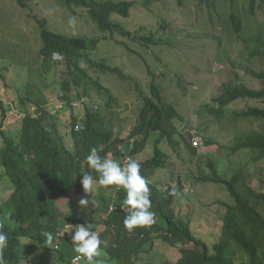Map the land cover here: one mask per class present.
Here are the masks:
<instances>
[{
    "label": "rangeland",
    "instance_id": "rangeland-1",
    "mask_svg": "<svg viewBox=\"0 0 264 264\" xmlns=\"http://www.w3.org/2000/svg\"><path fill=\"white\" fill-rule=\"evenodd\" d=\"M18 1L0 0V74L3 75L2 80L0 78V104L7 111L1 130L11 136L19 133L25 115L19 100L29 94L34 102L48 111L51 120L56 121L63 142L68 147L73 143L70 134L63 129L64 121L70 112L79 119L84 117V107L77 104L80 101H87L86 105H93L94 111L110 120L113 136L124 138L143 106L135 83L144 96L152 97L150 84L156 75L163 104H175L177 112L183 117L176 120L175 127L184 135L189 133L185 138L187 141H193L191 133L199 127V134L209 139L212 145L198 150L204 155L201 163L191 156L185 149L183 139L177 135L172 139L177 149L167 142H161L159 147L167 154L168 163L164 169L155 171L150 182L163 186L160 188L164 191L167 186L175 188L176 178L181 177L183 190L175 195L174 200L176 218L188 221L193 235L212 247L221 236L222 218L225 215L223 205L231 204L232 201L222 186L201 181L200 173L203 172L204 176L211 173L209 161L215 164L216 173L226 179H230L240 169L253 190L264 192V161H254V154L247 149L231 151L236 147L238 137L235 133L251 134L252 131L263 129L264 125L254 119L237 117L236 123L229 120L232 114L246 112L249 107L262 108L263 104L260 100L237 101L223 110L220 121L210 117L200 122L196 111L201 110L203 105H211L222 94L223 85L233 77L243 80L251 89L261 88L260 81L251 74L264 73V59L256 55L252 57L253 50L264 42L263 0L255 1L252 14L248 12L245 0H235L234 3L230 0H217L215 10L208 2L200 0H180L181 4L177 0H133L128 18L111 17L112 22L130 32V38L117 32H100L90 21L86 8L67 7L64 0H30L25 2V7L20 6ZM230 12H236L246 27L239 37L233 35L228 20ZM163 20L169 25L167 34L165 31L157 33ZM39 21H43L46 28L54 33L99 40L96 49L89 52L90 60L118 68L130 80L122 83L116 76L103 74L81 61L79 67L86 74L83 83L88 95H82V87L75 89L71 85L70 97L74 106L70 110L59 100L63 93L60 83L65 79L71 81L65 75L66 67L62 64L53 65L46 73L41 69V58L38 56L42 47ZM150 34L154 35L156 41L161 37L173 42L170 46L163 44L146 47L138 39ZM61 60L53 59V62L59 63ZM149 71H153L154 75H150ZM2 81L7 86L8 99L2 97ZM91 81L107 90L114 101L107 103V95L97 93ZM27 107H30L31 112L34 111L29 104ZM1 118L0 108V122ZM154 143L155 139L151 137L145 149L134 159L139 162L150 159ZM11 190L7 180L0 179V203ZM102 194L99 186H94L91 194L72 192L58 200L56 207L72 220L81 217L92 224L100 221L97 211ZM104 195L107 198L113 196L111 191ZM82 198L92 200L93 203L81 207L79 201ZM259 211L264 217V203ZM39 254L43 256L37 249H32L26 257L35 259L31 263L38 264L36 256ZM101 256L102 251L97 258ZM178 258L177 247L173 248L155 239L151 246L143 248L133 264L174 263ZM105 264L115 263L112 261Z\"/></svg>",
    "mask_w": 264,
    "mask_h": 264
},
{
    "label": "trees",
    "instance_id": "trees-1",
    "mask_svg": "<svg viewBox=\"0 0 264 264\" xmlns=\"http://www.w3.org/2000/svg\"><path fill=\"white\" fill-rule=\"evenodd\" d=\"M27 1L30 0H19L18 3L25 7ZM64 1L67 7L86 8L90 21L100 32L110 34L117 32L123 37L130 38V32L112 22L111 17L128 18L133 8V0ZM177 1L180 3V0ZM200 1L208 2L214 10L218 2L217 0ZM245 1L248 4V12L252 14L256 0ZM230 2L234 3L235 0H230ZM228 20L234 31L233 35L239 37V34L246 28L239 15L236 12H230ZM38 24L42 43L38 53L41 58V69L46 73L53 65L62 64L66 67L65 75L71 81L65 79L60 83L59 86L63 93L59 100H62L70 110L74 106L70 97L71 85L75 89L82 87V95L85 97L88 95L83 83L86 74L79 67L81 61H85L91 68L103 74L116 76L122 83L130 80L118 68L109 67L104 62L97 63L90 60L89 52L96 49L99 40L87 36L61 35L47 29L43 21H39ZM159 25L157 33L165 31L167 34L168 23L163 20ZM138 40L142 41L146 47L163 44L170 46L173 42L169 38L161 37L156 41L152 34ZM260 45L253 50L252 57L256 55L264 59V42ZM53 52L61 53L62 60L59 63L53 62ZM223 53L226 54L225 51ZM149 73L154 75L153 71ZM251 76L260 81L259 90L247 87L238 77L231 78L223 85L222 94L215 98L213 103H210L211 105H203L201 110L196 111L200 122L210 117L220 121L223 117V110L237 101L260 100L263 104L262 108L249 107L246 112L235 113L228 118L232 119L230 121L233 123L237 122V117L254 119L261 121V125H264V73L251 74ZM0 78L2 80L3 75L0 74ZM156 78L154 75L150 84L152 97L144 96L135 83L143 106L138 112L134 125L124 138L113 136L110 120L94 111L93 105H86L87 101L77 103L84 107V117L79 119L70 112L69 117L64 121L65 127L63 128L66 133L70 134L73 143L71 147L63 142V136L56 121H52V116L48 111L34 102L29 94L19 100L21 106L24 107L21 111L25 115L21 120V129L15 136L5 134L1 130V124L6 119L7 111L0 104L2 117L0 122V136L2 137L0 179L7 180L12 189L6 199L0 203V225H2L0 231L8 237V245L3 250L6 264H19L20 258L22 260L23 256L26 257L30 253L33 247H26L23 239L40 244L47 242L46 237L42 235L45 232L51 233L52 241L57 238L56 242L59 243L60 259L57 264H69L77 253L72 248L71 237L74 233L69 232L67 224L77 225L87 222L81 217L77 220L67 217L59 207H56V203L72 192L83 193L80 181L85 172H89L94 178L97 177L94 170L87 167L86 156L92 148H96L102 158H113L123 166L124 159L136 158L145 149L151 137L155 139L152 145L153 155L150 159L141 161L140 164L141 175L148 181L151 210L156 213L155 222L147 227H138L132 231L126 230L123 221L127 211L122 206L126 195L125 190L117 189V186H99L103 191L97 211L100 221L92 223V227L104 243L101 248L102 256L96 257L98 259L96 261H102V264L112 261L115 264H133L146 245L151 246L155 239H159L165 245L177 247L179 252L176 262L165 261L161 264H264V217L259 211L264 203V194L259 193L258 189L253 190L247 184L245 174L240 169L230 179H226L216 173L215 164L209 161L208 167L211 173L208 176H204L203 172L200 173L201 181L222 186L232 201L231 204L223 205L225 215L222 218L221 236L212 247L193 235L188 221L183 222L176 218L174 200L175 195H179L183 190L181 177L176 178L175 188L167 186L164 191L160 188L163 186L159 187L157 183L150 182L155 171L164 169L168 163L167 154L159 147L161 142H167L169 146L177 149L172 141L177 135L183 139L185 149L201 163L204 155H201L198 150L201 147L212 145L209 139L199 134V127L195 128L191 134L203 138L201 147L195 148L192 146V140L185 139L189 133L182 134L174 125L176 120L183 119V117L177 112L175 104H163L160 84L157 83ZM90 84L97 93L107 95V103L114 101L112 95L99 84L92 81ZM2 85V97L8 99L7 86L4 82ZM178 86L180 87L179 84ZM28 104L34 108V111H30ZM235 136L238 138L232 152L247 149L254 154L252 157L254 161H264V126L263 129L252 131L251 134L235 133ZM177 144L179 146V142ZM110 191L113 196L105 197L104 193ZM43 249L40 248V251ZM36 260H39V264H46L43 257L37 256Z\"/></svg>",
    "mask_w": 264,
    "mask_h": 264
},
{
    "label": "clouds",
    "instance_id": "clouds-1",
    "mask_svg": "<svg viewBox=\"0 0 264 264\" xmlns=\"http://www.w3.org/2000/svg\"><path fill=\"white\" fill-rule=\"evenodd\" d=\"M52 58L61 59V53L53 52ZM195 138L201 139L202 146L203 138L201 136H194ZM192 141V146H193ZM194 147V146H193ZM195 147V148H197ZM85 163L88 168L94 170L97 177L94 178L89 172H85L82 175L80 181L83 192L85 194H91L94 186H117V189L122 188L125 190L126 195L122 201V206L127 211V215L124 218L123 225L126 230L132 231L138 227H147L155 222L156 213L152 209L150 200V191L148 187V181L144 176L141 175V164L138 160L129 157L126 163L122 166L117 160L111 158H102L96 148H92L89 154L85 158ZM264 194V192L262 193ZM93 201L82 198L79 201L81 207H87L92 204ZM2 227V225H0ZM69 232L74 234L71 237L72 248L77 255H75L69 264H102V262L96 261V257L101 255L102 244L104 243L99 234L93 230L92 224H67ZM46 237L47 242L40 244L39 242H30L29 240L23 239L26 247H33L32 249L40 251V248H44L43 258L46 264H57L60 259L58 241L53 240L51 233H43ZM8 245V237L3 231H0V264H6L3 250ZM31 252V251H30ZM45 254V255H44ZM37 256H40L37 255ZM36 256V257H37ZM20 258L19 264H33L35 259H29L23 256ZM40 256V258H42ZM38 264H39V260Z\"/></svg>",
    "mask_w": 264,
    "mask_h": 264
},
{
    "label": "built area",
    "instance_id": "built-area-1",
    "mask_svg": "<svg viewBox=\"0 0 264 264\" xmlns=\"http://www.w3.org/2000/svg\"><path fill=\"white\" fill-rule=\"evenodd\" d=\"M200 144H201V139H199V138H195L194 141H193V146H194V147H197V146H199ZM127 159H128V158L124 159V164L126 163Z\"/></svg>",
    "mask_w": 264,
    "mask_h": 264
}]
</instances>
